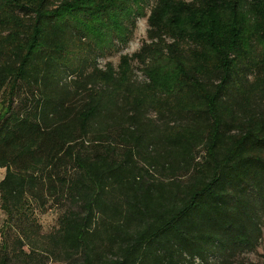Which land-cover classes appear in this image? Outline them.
<instances>
[{
	"label": "trees",
	"instance_id": "obj_1",
	"mask_svg": "<svg viewBox=\"0 0 264 264\" xmlns=\"http://www.w3.org/2000/svg\"><path fill=\"white\" fill-rule=\"evenodd\" d=\"M149 3L0 0V98L25 94L0 118V203L11 218L63 204L54 235L30 226L16 240L24 256L0 264L39 250L68 264H236L256 249L264 0H155L149 32L161 48L138 57L163 54L168 67L147 69L152 86L137 88L100 70L97 53L124 42L125 16ZM88 39L98 49L77 54Z\"/></svg>",
	"mask_w": 264,
	"mask_h": 264
},
{
	"label": "rangeland",
	"instance_id": "obj_2",
	"mask_svg": "<svg viewBox=\"0 0 264 264\" xmlns=\"http://www.w3.org/2000/svg\"><path fill=\"white\" fill-rule=\"evenodd\" d=\"M190 2L192 0H181ZM155 0H150L149 5L145 4L144 13L145 15L141 17L139 15V10L130 15L129 17L125 16L124 25L129 27V37H125L124 42L121 40L113 39V45L106 47L104 51L96 52L97 53V63L98 68L102 71L112 70L114 74L117 75H126L125 77H133V82L135 87H147L148 84H151V79L146 73L150 71H157L158 67L161 69H166L168 66L166 61H164L163 54H159L154 57L152 54L145 57L142 61L138 55L142 51V48L146 45L153 47L159 42L157 38V33L154 32L155 37L152 38L149 30V20L148 16L151 14L152 5ZM133 9H137V6H131ZM125 27V26H124ZM104 34V32H99ZM111 37V32H105ZM166 36H169V33H164ZM5 37H8V33L2 34ZM164 36V35H163ZM168 43H171L169 37H164ZM104 39V38H102ZM110 39V38H109ZM93 39H88L84 42L83 45L76 49V53L85 54L89 53L91 49H98L99 42H94ZM109 41V40H108ZM121 41V42H120ZM101 45L104 43L101 41ZM112 43V41H110ZM104 45V44H103ZM157 49L161 48V45L155 46ZM158 52V51H157ZM164 53V52H162ZM96 59V56H95ZM166 71L160 72V82L164 81V76ZM125 77L123 79H125ZM251 81L253 80L250 77ZM152 86V84H151ZM20 86L14 94H10V89L0 98V118L4 115L7 110L10 99L14 100V106L16 108H21V100L25 96L23 88ZM163 90V88H160ZM27 93V91H25ZM152 116H155L153 112ZM6 174L5 169H0V182L4 179ZM49 203L38 207L31 205L30 208L25 210L23 214L18 213L12 218L2 209L0 203V254H10L13 259V254L24 256L20 253V246L17 244L16 240L22 236V232L32 226L33 230L38 237L42 236H51L54 235L59 228V218L63 212V204H57L56 200H48ZM24 252H29V249L25 247ZM22 252V251H21ZM48 258V259H47ZM15 260V259H14ZM12 264H26V261L15 260ZM68 264V261L65 256L50 255L45 257L42 250H39L37 256H34L29 264ZM73 263V262H72ZM236 264H264V217L261 222V234L259 237V242L254 251H245L242 252L239 256L236 257Z\"/></svg>",
	"mask_w": 264,
	"mask_h": 264
}]
</instances>
